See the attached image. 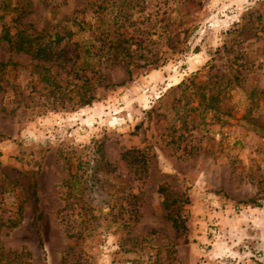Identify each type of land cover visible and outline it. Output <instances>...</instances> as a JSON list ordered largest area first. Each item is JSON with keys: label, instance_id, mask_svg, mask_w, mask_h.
<instances>
[{"label": "rangeland", "instance_id": "rangeland-1", "mask_svg": "<svg viewBox=\"0 0 264 264\" xmlns=\"http://www.w3.org/2000/svg\"><path fill=\"white\" fill-rule=\"evenodd\" d=\"M3 27L63 30L0 42V264H264V0H0Z\"/></svg>", "mask_w": 264, "mask_h": 264}, {"label": "trees", "instance_id": "trees-1", "mask_svg": "<svg viewBox=\"0 0 264 264\" xmlns=\"http://www.w3.org/2000/svg\"><path fill=\"white\" fill-rule=\"evenodd\" d=\"M62 30L57 29L52 36H50L49 41H43L42 35H32L26 34L24 30H17L14 33H11L8 28L3 27L0 32V42L5 41L7 42L11 48L15 49L16 51H21L24 53L29 54L33 59H48L52 56L50 52L49 44L54 41H58L62 37ZM70 32V31H69ZM68 32V33H69ZM70 34V33H69ZM87 53V49L85 50ZM89 51V50H88ZM7 63L1 62L0 69L4 68ZM45 68L44 65L40 63H33L32 71L38 74H41L43 79L46 77V73H44L43 69ZM42 69V72L39 70ZM90 98V97H89ZM163 192V190H161ZM31 195L33 198V204L35 207V211H38V196L36 190V184L34 183L32 186ZM175 203V199L168 202V200H164L165 207L167 208V216L171 219L173 227L177 232H183L185 230V224L182 219H179L174 214L175 212L171 208V204ZM16 223V222H15Z\"/></svg>", "mask_w": 264, "mask_h": 264}]
</instances>
